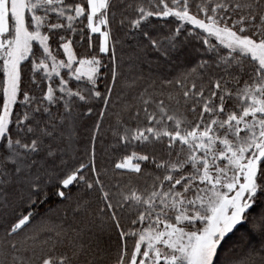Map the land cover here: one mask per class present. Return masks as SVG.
<instances>
[{"label": "snow or ice", "instance_id": "1", "mask_svg": "<svg viewBox=\"0 0 264 264\" xmlns=\"http://www.w3.org/2000/svg\"><path fill=\"white\" fill-rule=\"evenodd\" d=\"M0 264H264V0H0Z\"/></svg>", "mask_w": 264, "mask_h": 264}]
</instances>
